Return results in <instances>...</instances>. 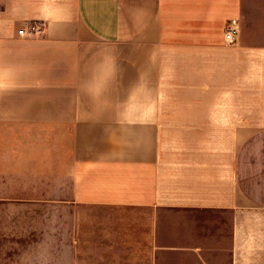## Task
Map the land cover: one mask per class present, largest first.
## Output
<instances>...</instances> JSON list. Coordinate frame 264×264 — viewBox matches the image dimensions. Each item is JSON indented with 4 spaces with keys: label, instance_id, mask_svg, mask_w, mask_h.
I'll return each instance as SVG.
<instances>
[{
    "label": "crops",
    "instance_id": "1",
    "mask_svg": "<svg viewBox=\"0 0 264 264\" xmlns=\"http://www.w3.org/2000/svg\"><path fill=\"white\" fill-rule=\"evenodd\" d=\"M0 264H264V0H0Z\"/></svg>",
    "mask_w": 264,
    "mask_h": 264
},
{
    "label": "built area",
    "instance_id": "2",
    "mask_svg": "<svg viewBox=\"0 0 264 264\" xmlns=\"http://www.w3.org/2000/svg\"><path fill=\"white\" fill-rule=\"evenodd\" d=\"M240 33L239 24L231 21L225 31V42L227 45H235ZM20 37H40L44 34V25L41 23L22 27L18 32Z\"/></svg>",
    "mask_w": 264,
    "mask_h": 264
}]
</instances>
